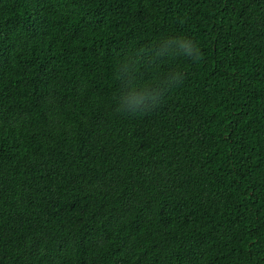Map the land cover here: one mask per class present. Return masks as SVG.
I'll return each mask as SVG.
<instances>
[{"label":"trees","instance_id":"obj_1","mask_svg":"<svg viewBox=\"0 0 264 264\" xmlns=\"http://www.w3.org/2000/svg\"><path fill=\"white\" fill-rule=\"evenodd\" d=\"M0 264H264V0H0Z\"/></svg>","mask_w":264,"mask_h":264},{"label":"clouds","instance_id":"obj_2","mask_svg":"<svg viewBox=\"0 0 264 264\" xmlns=\"http://www.w3.org/2000/svg\"><path fill=\"white\" fill-rule=\"evenodd\" d=\"M193 43L192 41L190 40H187V43L185 42H180V47L183 48L185 50V55L186 56H191L194 60L196 59H199V51L198 49L195 48V55H191L192 51H193V47H192ZM183 81V76L182 75H177L175 78H174V82H169V81H164V83L169 87V88H172V87H177L179 86L180 83H182ZM159 81L155 82L154 84H158ZM133 87H136L135 85H133ZM157 95H159V93H157ZM155 96H153V99L155 100ZM142 99V97H133V101L136 103V105H139L140 104V100ZM158 104V103H157ZM156 104V105H157ZM155 105V106H156ZM117 110L120 111V112H124V113H128L127 110L124 108L123 105H119L117 107ZM148 110V108L146 107H137L135 109H133L131 111V113H136V112H143V111H146Z\"/></svg>","mask_w":264,"mask_h":264}]
</instances>
